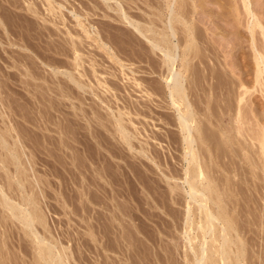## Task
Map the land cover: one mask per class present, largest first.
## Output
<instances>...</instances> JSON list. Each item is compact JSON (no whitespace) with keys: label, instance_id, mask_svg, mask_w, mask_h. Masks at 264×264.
Wrapping results in <instances>:
<instances>
[{"label":"rangeland","instance_id":"1","mask_svg":"<svg viewBox=\"0 0 264 264\" xmlns=\"http://www.w3.org/2000/svg\"><path fill=\"white\" fill-rule=\"evenodd\" d=\"M169 1L161 0L164 9ZM253 1L254 11L263 12V8H256L258 0ZM50 2L0 0V264H41L38 253L44 250H39L37 241L52 247L54 254L63 259V264H193L201 251L199 245L202 248V212L195 206L197 203L191 204L192 200L186 196L185 171L194 170L190 173V181L198 177L194 174L195 167L187 165L189 158L184 159L185 147L176 122L178 116L170 107L165 83L160 79L163 65L160 69L154 68L160 62L161 65L163 59L160 53L155 52V55L150 50L145 39L134 36L133 29L122 25L117 16L121 14L118 11L121 6L127 15L133 16V21L150 26L149 17L154 16L157 20L151 17V21L158 22L155 16L157 0H116L108 3L110 7L102 0ZM184 3H188L184 4V17L193 27L192 34L195 32L193 41L190 39L189 55H186L189 61L185 74L180 60L185 51L184 43L189 40H184L188 32L181 24L174 26L177 37L175 35L172 43L179 45L176 70L183 72L188 81L185 83L190 111L195 116L193 124L197 123L201 131L199 134L195 125L196 141L201 140L199 145L195 143L199 150L195 147L194 150L200 152L198 159L206 166L200 164V167L206 168L203 173L210 181H217L216 187L210 188L212 193L215 189L220 191L217 187L223 183L226 187L235 185L223 188L225 196H233L232 200L224 196L225 203L235 201L232 204L240 208L246 205L244 202L251 206L258 201L256 204L261 211L264 209L262 173L255 170L263 182L253 178L256 183L251 182V186L247 172H254V168H249L245 157L254 155L252 160L258 162L257 148L253 149L255 146H250L249 139L245 140V127L231 123L237 105L236 84L247 81L246 86L251 87L253 80L254 62L247 55V40L244 35L238 37L247 55L246 63L237 59L234 49L225 46L219 49L220 58H213L211 62L210 58L203 59L205 40L219 46L231 37L225 39L210 25L203 32L206 28L202 22L207 16L202 14V0ZM155 21L154 24H158L155 26L161 29L160 21ZM229 26L232 25H227L226 30L231 28ZM246 70L252 71L251 75H245ZM261 95L260 91H251L240 105L245 117L253 123H261L264 118V97ZM122 126L127 141L122 137ZM225 133L229 139L223 137ZM3 143L7 150L2 148ZM222 161H226L225 165ZM245 175L249 176L248 183ZM198 181L200 179L194 185ZM229 187L235 190V196L232 191L225 194ZM1 192L12 206L35 213V217L38 215L32 230L25 229L1 206ZM217 194H213L214 198ZM187 203L191 210L189 216H186ZM230 203L229 207L224 205L234 218L231 214L238 208ZM255 211L257 215L253 220L249 217L245 220L242 216L236 219L240 211L234 212V222H239H236L238 229L244 228L241 231L244 244L240 248L245 251L244 263L264 264V216L263 212ZM187 217L194 224L188 226ZM190 247L196 248L192 249L194 252L199 250L196 257L192 256L194 252L191 253Z\"/></svg>","mask_w":264,"mask_h":264},{"label":"bare ground","instance_id":"2","mask_svg":"<svg viewBox=\"0 0 264 264\" xmlns=\"http://www.w3.org/2000/svg\"><path fill=\"white\" fill-rule=\"evenodd\" d=\"M111 1H115L116 2V0H102V3H104V5L106 6V5H108V3L109 2H111ZM168 1V0H167ZM186 1V0H185ZM184 0H182V1H178L177 2V0H170L169 2H167L166 3V7H165V9L163 8V4L161 3V0H157V4H155L154 6L156 7L155 9L158 11V13L155 15V14H153L152 13V15H155L156 17H158V22L160 21V25H161V29H158V27H156V26H158V24L156 25V24H154V21L155 20H157V18H155L154 16V18H155V20L154 21H151V17H149L150 18V20L148 21V23L150 24V26H141L140 25V23H138L137 21H133L132 19H131V17H133L132 15H131V17L129 16V15H127L128 13H126L125 11H123L122 10V8H121V6H118L119 7V10L118 11H120V15H117V16H119L118 18H119V22H121V24L122 25H127L128 26V28H131V29H133V31H134V36H139L140 38H142L143 40L145 39V43H147V45L149 46V48H150V50L155 54V52H158V53H160L159 55L161 56V58L163 59H161L162 60V64L160 65V63L158 64L159 66H157V64H156V67H154L153 65V67L154 68H159L160 69V66H162L163 65V67H161V69L163 70L162 72H161V70H160V72H159V70L158 69H155V70H157L156 72H159V74L161 73H163L160 77H162V78H160V79H163L162 81H164V85H165V88L167 89V98H169L170 99V101H171V104H170V107H172L174 110H175V112L177 113V123H178V128H179V131H180V134H181V137H182V139L180 140L181 141V143H182V141H183V145H184V147H185V157H184V159H188L189 158V161H188V163H187V165L190 167V168H194L195 167V171H196V173H194V174H196L195 176L196 177H198L197 178V180L198 179H200V182L199 183H201V185H199V183L197 184V185H194V183H195V181H197V180H194L193 179V183L190 181V178H189V176L191 175V174H193V172H192V170L193 169H191V172H190V170L189 169H187L186 171H185V180H184V183L185 184H187L188 185V191L186 192V196H188V198L190 199V200H192L191 201V204H192V202H194V205H195V203H197L195 206H197L198 208H199V211L200 212H202L201 214V216H202V233H201V235H202V248L200 247V245H199V250H201L200 251V253H198L199 254V256H197L198 258H196V260H194V261H196V262H194L195 264H247V263H244L245 262V251L243 252L240 248H242L243 247V244L244 243H242V241L241 240H243V238L244 237H242L241 236V234H242V232L241 231H243V227H241V228H243L242 230H240V229H238V226H237V223H239V222H237V220L234 222V219H235V216L234 215H236L238 212L237 211H240V216H239V214H238V216L236 217V219L239 217V218H241V216H242V218H246V219H248V217L249 218H251L252 220L255 218V215H257V214H255L254 215V211L255 210H258L257 212H263V216H264V209L263 210H261L260 211V209H262V208H260L259 207V205H257L256 203L258 202H256L255 204H252L251 203V206H249V204H248V206H247V202H244V204L246 203V205H243V206H241L240 208H241V210H240V208H238V207H236V202L235 201H233V202H235L234 204L235 205H233L232 203V201H231V203L230 202H226L225 203V201H224V189L223 188H225L226 187V185L223 183V184H221L223 181H221V185H218V187H217V189H219V188H221L222 189V191H221V189H220V191L219 190H217L216 191V189H215V191H214V193H218L217 194V196L214 198V193H212V191L210 190V188L212 187H214L215 186V183H217V181H216V179H215V183H213V181L211 180H209L208 178H207V174L205 173H203V170L205 169L206 170V166L198 159V158H200V152L198 151L199 149L197 148L198 147V145H199V142H200V137H201V135H200V137H199V139L200 140H198L199 142H197L196 140H197V136H196V134L198 133H195L194 134V132H196L197 130L199 131V128H198V126H197V123H194L193 124V119H195V116H193V111L191 110L190 111V107H191V105H190V103L191 102H189V98H188V93H187V85H186V83L185 82H188V81H186V79L184 78V74L186 73V67H187V63H188V61H186V55H189V54H187L188 52H189V50H190V47H191V43H190V41L193 39V34L195 33L194 32V30H193V34H192V28H191V25H190V23L188 22V20L184 17V15H185V5L184 4H188V3H184L185 2ZM49 2H50V0H49ZM155 2V1H154ZM253 0H202V14H206V16H207V20L206 21H204V22H202V25L204 26V28H206L204 31H203V29L204 28H202V31L203 32H205V31H207V28H208V25H210V26H212L214 29H216V31L217 30H219L218 32L219 33H221L222 35H223V37L225 38V39H229V37H231L229 40H225V41H228L227 43H225V44H223L222 42H220L219 43V46L217 45V43H216V47L212 44V41H210V40H205L204 41V43H202L203 44V46H202V48H204L203 49V53H202V58L203 59H209L210 60V62L212 61L211 59H213V58H215V59H217V57L218 58H220L221 56H220V50L219 49H221L222 48V46H225V47H227V48H229L230 47V49H234V54H236V57H237V59L238 60H241L242 61V64L245 62L246 63V61H245V59H246V57H247V55L248 56H250L251 57V59L253 60V62L254 63H252V64H254V70H253V72L252 71H250V72H248L247 70V72L245 73V75H251V72H252V76H253V80H251L252 82L250 83V84H252L251 85V87H250V85L249 86H246V85H248L247 83V81H242V80H240V81H242V82H240L238 85L236 84V86H235V88H236V90H237V94L235 93V95H236V102H237V105H236V109L233 111L234 113V115L232 116L233 118V122H231V123H240L241 124V126H243L242 128H244L245 127V133H246V135H247V137H244V138H246L245 140H247V139H249V141H250V144H252V145H250V146H252V147H254L253 149H255V148H257V149H255L256 151H254V152H256V157H258L259 159H257V160H259L258 162H255L254 160H252V159H254V158H252V157H254V155L252 156H246L245 155V157H247V163H248V166H249V168H251L252 169V167L254 168V172H247L246 170V172L249 174V176H246L245 177V179L244 180H246V178L248 179V177L250 178L248 181H250V185L255 181V180H253V178H256V179H258V180H261L262 181V178L258 175L259 173L258 172H260V174L262 175V177H263V181H264V118H263V121H262V119H261V123H259V122H252V120H249V119H247L246 117H245V115L243 114L244 112L242 111L243 110V108L240 106L241 105V103H242V105H243V101L245 100V96H247L248 94L250 95V92L252 91H260V93H262V95L261 96H263L264 97V11L261 13L260 11H258V10H256V11H254V9L255 8H253ZM125 3V2H124ZM149 3V2H148ZM158 3H159V6H157L158 5ZM256 3V2H255ZM28 4V3H27ZM50 4H51V2H50ZM132 4V3H131ZM139 4V3H138ZM137 4V5H138ZM126 5V4H125ZM124 5V6H125ZM192 5V4H191ZM257 7L256 8H263L264 9V0H258V3H257ZM88 6V5H87ZM100 6V5H99ZM109 6V5H108ZM110 7V6H109ZM131 7V6H130ZM140 7V6H139ZM112 8V7H111ZM126 8V7H125ZM153 8V7H152ZM28 9V8H27ZM99 10V9H98ZM149 10V9H148ZM164 10H165V12L167 11V14H166V16L164 15ZM187 10V9H186ZM260 10V9H259ZM75 11V10H74ZM101 11V10H100ZM155 11V10H154ZM153 11V12H154ZM187 11H189V10H187ZM146 12V11H145ZM156 12V11H155ZM255 12H258V13H255ZM5 13V12H4ZM57 13V12H56ZM119 13V12H118ZM139 13V12H138ZM184 13V14H183ZM189 13V12H188ZM109 16V15H108ZM135 16V15H134ZM150 16V15H149ZM165 16V19L163 20L162 18ZM76 17V16H75ZM141 17V16H140ZM152 17V20L154 19ZM145 18H147V17H145ZM189 18V17H188ZM80 19V18H79ZM78 19V20H79ZM144 19V18H143ZM206 19V18H205ZM135 20V19H134ZM118 21V20H117ZM150 21H151V23H150ZM157 21H155V23H156ZM157 22V23H158ZM235 23V24H234ZM79 24V23H78ZM145 24H147V22L145 23ZM175 24H181L184 28H185V30H186V32H188L187 33V38H185L184 40L186 41V40H189V41H187V43H184V44H186V46H184L183 48H185V51H183L182 52V60H180L181 61V69H183V67H185V72H184V74L182 75V73H180L178 70H176V66H177V64H178V58H179V55L176 53V51L179 49V45L176 43H172V39L173 38H175V35H176V33H175V29H174V26H175ZM229 24H231L232 26H229V27H231V28H229V29H227L226 30V26L227 25H229ZM80 25V24H79ZM78 25V26H79ZM156 25V26H155ZM112 26H114V25H112ZM126 26V27H127ZM177 26V25H176ZM79 28H81V27H79ZM111 28V27H110ZM196 28V27H195ZM240 28H242V29H240ZM213 29V30H214ZM100 30V29H99ZM103 30V29H102ZM112 30V29H111ZM177 30V29H176ZM198 30V29H197ZM242 30V31H241ZM117 31V30H116ZM119 31V30H118ZM128 31V30H127ZM101 32V31H100ZM111 32V31H110ZM201 32V31H200ZM76 33H77V30H76ZM115 33V32H114ZM129 33V32H128ZM182 33V32H181ZM185 33V32H184ZM183 33V34H184ZM149 34V35H148ZM204 34V33H203ZM202 34V35H203ZM180 35V34H179ZM182 35V34H181ZM201 35V34H200ZM240 35H244V37L246 38V42L248 43V46H249V53H247V55L242 51V50H244V49H242L244 46L243 45H239V41H238V37L240 36ZM107 36V35H106ZM123 36V35H122ZM124 36H125V34H124ZM128 36V35H127ZM126 37V36H125ZM176 37H177V35H176ZM183 37V36H182ZM198 37V36H197ZM207 37V36H206ZM205 37V38H206ZM117 38V37H116ZM127 38V37H126ZM132 38V37H131ZM180 38V37H179ZM115 39V38H114ZM191 39V40H190ZM200 39V38H199ZM203 39V38H202ZM208 39V38H207ZM124 40V39H123ZM224 40V39H223ZM239 40H240V38H239ZM126 41V40H125ZM193 41V40H192ZM195 41V40H194ZM224 41V42H225ZM240 41H242V39L240 40ZM100 42V41H99ZM114 42H116V41H114ZM118 42V41H117ZM116 42V43H117ZM134 42V41H133ZM140 42V41H139ZM142 42V41H141ZM179 42H180V40H179ZM121 43V42H120ZM199 43V42H198ZM141 44V43H140ZM193 44V43H192ZM241 44V43H240ZM143 45V44H142ZM146 45V44H145ZM144 45V46H145ZM110 46V45H109ZM114 46V45H113ZM136 46V45H135ZM246 46V45H245ZM123 47V46H122ZM142 47V46H141ZM221 47V48H220ZM113 48V47H112ZM144 48V47H143ZM182 48V49H183ZM195 48V47H194ZM237 48V49H236ZM105 49V48H104ZM138 49V48H137ZM142 49V48H141ZM199 49V48H198ZM113 50V49H112ZM117 50V49H116ZM118 50H120V49H118ZM132 50V49H131ZM130 50V51H131ZM108 51H111V50H108ZM115 51V50H114ZM113 51V52H114ZM143 51H145V50H143ZM150 51V52H151ZM188 51V52H187ZM193 51V50H192ZM191 51V52H192ZM118 52H120V51H117V53ZM124 52V51H123ZM133 52V51H132ZM147 52V51H146ZM149 52V53H150ZM151 52V53H152ZM202 52V51H201ZM232 52V51H231ZM247 52V51H246ZM135 53V52H134ZM144 53V52H143ZM106 54V53H105ZM116 55H118V54H116ZM128 55V54H127ZM156 55V54H155ZM129 56V55H128ZM146 56V55H145ZM211 56H212V58H211ZM220 56V57H219ZM126 57V56H125ZM147 57V56H146ZM112 58V57H111ZM148 58V57H147ZM151 58V57H150ZM128 59V58H127ZM193 59V58H192ZM250 59V58H249ZM129 60V59H128ZM191 60V59H190ZM214 60V59H213ZM121 61V60H120ZM203 61V60H202ZM216 61V60H215ZM214 61V62H215ZM119 62V61H118ZM159 62V61H158ZM214 62H212V63H214ZM218 62V61H217ZM247 62H249V61H247ZM58 63V62H57ZM150 63V62H149ZM152 63V62H151ZM154 63H156L155 61H154ZM216 63V62H215ZM250 63V62H249ZM80 64V63H79ZM180 64V63H179ZM64 65V64H63ZM130 65H132V64H130ZM206 65V64H205ZM214 65V64H213ZM222 65V64H221ZM246 65V64H245ZM57 66V65H56ZM65 66V65H64ZM150 66H151V64H150ZM78 67V66H77ZM133 67V66H132ZM252 67V66H251ZM80 68H81V66H80ZM127 68V67H126ZM125 68V69H126ZM252 68V69H253ZM128 69V68H127ZM210 69V68H209ZM247 69V68H246ZM251 69V70H252ZM223 70V69H222ZM225 70V69H224ZM217 71V70H216ZM229 71V70H228ZM155 72V73H156ZM207 72H211V71H209L208 70V68H207ZM215 72V71H214ZM221 72V71H220ZM209 73H207V74H209ZM213 73V72H212ZM222 73H224V71H222ZM159 74H157V75H159ZM192 74V73H191ZM211 74V73H210ZM209 74V75H210ZM225 74V73H224ZM219 75V74H218ZM71 76V75H70ZM189 76V75H188ZM226 77V76H225ZM72 78V77H71ZM228 78V77H227ZM245 78H246V76H245ZM244 78V79H245ZM248 78V77H247ZM193 79V78H192ZM205 79H206V77H205ZM220 79V78H219ZM234 79V78H233ZM232 80V79H231ZM248 80V79H247ZM74 81V80H73ZM217 81H219V80H217ZM160 82V81H159ZM158 82V83H159ZM209 82V81H208ZM213 82V81H212ZM222 82V81H221ZM247 82V83H246ZM154 83V82H153ZM156 83V82H155ZM154 83V84H155ZM192 83V82H191ZM207 83V82H206ZM236 83V82H235ZM75 84H76V82H75ZM135 84H137V82L135 83ZM188 84V83H187ZM210 84V83H209ZM208 84V85H209ZM134 85V84H133ZM138 86H139V84H137ZM161 85V84H160ZM213 85V84H212ZM215 85V84H214ZM213 85V86H214ZM218 85V84H217ZM224 85V84H223ZM229 85H231L230 83H229ZM137 86V87H138ZM150 86V85H149ZM153 86V85H152ZM156 86V85H155ZM213 86H212V88H213ZM226 86V85H225ZM140 87H141V85H140ZM139 87V88H140ZM208 87V86H207ZM211 87V86H210ZM215 87L217 88V86L215 85ZM250 87V88H249ZM79 88H80V85H79ZM138 88V89H139ZM154 88V87H153ZM158 88V87H157ZM161 88V87H160ZM190 88V87H189ZM229 88V87H228ZM230 88H231V86H230ZM133 89V88H132ZM142 89V88H141ZM149 89H150V87H149ZM152 89V88H151ZM159 89V88H158ZM233 89V88H232ZM137 90V89H136ZM191 90V89H190ZM224 90V89H223ZM159 91V90H158ZM164 91V90H163ZM208 91V90H207ZM214 91V90H213ZM226 91V90H225ZM210 92V91H209ZM156 93V92H155ZM207 93V92H206ZM225 93V92H224ZM158 94V93H157ZM163 94H165V92L163 93ZM162 94V95H163ZM234 94V93H233ZM226 96V95H225ZM228 96H230V92H229V95ZM234 96V95H233ZM252 96V95H251ZM232 97V96H231ZM248 97V96H247ZM165 97L163 96V99H164ZM230 98V97H229ZM228 98V99H229ZM168 99V100H169ZM220 99V98H219ZM230 100V99H229ZM217 101V100H216ZM226 102V101H225ZM170 103V102H169ZM228 103V102H227ZM235 103V102H234ZM233 103V104H234ZM248 104V103H247ZM246 104V105H247ZM221 105V104H220ZM235 105V104H234ZM249 105V104H248ZM183 106V107H182ZM207 107V106H206ZM212 107H213V105H212ZM227 107V106H226ZM232 107V106H231ZM249 107V106H248ZM251 107V106H250ZM260 107V106H259ZM209 108H211V107H209ZM223 108V107H222ZM229 108V107H228ZM256 108V107H255ZM191 109H193V108H191ZM195 110V109H194ZM209 110V109H208ZM229 110V109H228ZM247 110V109H246ZM225 111V110H224ZM231 111V110H230ZM246 112V111H245ZM195 114H196V112H194ZM225 113H226V111H225ZM224 113V114H225ZM229 114V113H228ZM254 114V113H253ZM229 116H231V115H229ZM194 117V118H193ZM223 117V116H222ZM221 117V118H222ZM224 117H226L225 115H224ZM220 118V117H219ZM174 119V118H173ZM247 119V120H246ZM205 120V119H204ZM231 120V119H230ZM120 121V120H119ZM206 121H208V120H206ZM232 121V120H231ZM194 122H196V121H194ZM209 122V121H208ZM119 123H116V125H118ZM203 124V123H202ZM210 124V123H209ZM177 125V124H176ZM195 125H196V127L198 128H196L195 127ZM211 125H212V123H211ZM121 126V123H120V125H119V127ZM204 126V125H203ZM213 126V125H212ZM211 126V127H212ZM219 126H221L220 124H219ZM237 126V125H236ZM123 127L124 126H122V129L120 128V130L122 131V133H123V135L125 134V130L123 129ZM226 127V126H225ZM233 127V126H232ZM177 128V127H176ZM230 128V127H229ZM197 129V130H196ZM203 129V128H202ZM211 129V128H210ZM218 129V128H217ZM219 129H220V127H219ZM120 130H119V132H120ZM214 130H216V129H214ZM224 130H226V129H224ZM232 130H233V128H232ZM231 131V130H230ZM234 132H235V130H233ZM126 132H127V130H126ZM200 132L201 131H199V134H200ZM225 132V131H224ZM223 132V130L221 131V133L223 134L224 133ZM233 132V133H234ZM213 133V132H212ZM230 133V132H229ZM236 133H238L237 131H236ZM243 133V132H242ZM198 134V135H199ZM209 134V133H208ZM214 134V133H213ZM239 135L241 134L240 132L238 133ZM122 135V137H127L126 135H124L123 136ZM178 135H179V132H178ZM196 138H195V137ZM207 136V135H206ZM241 136L243 137V135L241 134ZM223 137H226V133H225V136H223ZM240 137V136H239ZM242 137H241V139H242ZM124 138V139H125ZM128 138V137H127ZM127 138L125 139L126 141H127ZM222 138V137H221ZM226 138H228V137H226ZM123 139V140H124ZM229 139V138H228ZM203 140V139H202ZM221 140V139H220ZM219 140V141H220ZM230 140H231V138H230ZM238 140V139H237ZM224 141V140H223ZM249 141H248V143H249ZM197 142V144L195 145V143ZM213 142V141H212ZM229 142V141H228ZM204 143V142H203ZM223 143V142H222ZM224 143H226V142H224ZM234 143V142H233ZM246 143H247V141H246ZM4 144V143H3ZM2 144V148L4 149H6L7 150V146L5 145V147H4V145ZM128 144V143H127ZM202 144V142L200 143V145ZM205 144V143H204ZM209 144V143H208ZM208 144H207V146H208ZM235 144V143H234ZM203 145V144H202ZM213 145V144H212ZM222 145V144H221ZM130 146V145H129ZM227 146V145H226ZM225 146V147H226ZM183 147V148H184ZM194 147L196 148V149H198L197 151H198V153H196V150H194ZM210 147V146H209ZM213 147V146H212ZM246 148L248 147V146H245ZM1 148V149H2ZM229 148H231V147H229ZM243 148H244V146H243ZM251 148V147H250ZM9 149V148H8ZM210 149V148H209ZM209 149H207V150H209ZM223 149V148H222ZM234 149V148H233ZM249 149V148H248ZM184 150V149H183ZM219 150H220V148H219ZM229 150V149H228ZM246 150V149H245ZM225 151V150H224ZM238 151V150H237ZM10 152H12V151H10ZM215 152V151H214ZM239 152V151H238ZM246 153L248 152V150H246L245 151ZM206 153V152H205ZM251 153H252V151H251ZM11 154V153H10ZM202 154H203V152H202ZM207 154V153H206ZM239 154V153H238ZM249 154V152L247 153V155ZM214 155V154H213ZM212 155V156H213ZM218 155V154H217ZM219 155H220V153H219ZM223 155V154H222ZM221 155V156H222ZM250 155V154H249ZM258 155V156H257ZM12 156H13V158H14V154H12ZM199 156V157H198ZM211 156V157H212ZM235 156V155H234ZM238 156V155H237ZM208 157H210V156H208ZM244 157V158H245ZM12 158V159H13ZM205 158V157H204ZM225 158H227V157H225ZM249 158V159H248ZM15 159H17V161H18V158H16V156H15V158H14V160ZM202 160H203V158H201ZM223 159H224V157H223ZM185 160V161H186ZM199 160V161H198ZM212 160V159H211ZM243 160V159H242ZM256 160V161H257ZM17 161H16V163H17ZM221 161V160H220ZM254 161V162H253ZM213 162V161H212ZM224 162H226V161H224ZM223 161H222V165H223V163H224ZM234 162V161H233ZM242 162V161H241ZM208 163V162H207ZM206 163V164H207ZM237 163V162H236ZM258 163V164H257ZM200 164H201V166H205V167H203L204 169H202V167H200ZM213 164V163H212ZM240 164V163H239ZM246 164V163H245ZM214 165V164H213ZM222 165H220L222 168H223V166ZM224 165H225V163H224ZM16 166V165H15ZM192 166V167H191ZM231 166V165H230ZM239 166H241V165H239ZM188 167V168H189ZM225 167V166H224ZM220 168V167H219ZM226 168V167H225ZM232 168V167H231ZM240 168V167H239ZM209 169V168H208ZM216 169V168H215ZM227 169V168H226ZM259 170L257 173H256V171L255 170ZM232 170H234V168L232 169ZM238 170V169H237ZM194 171V170H193ZM219 171H220V169H219ZM224 171H226L227 172V170H225L224 169ZM240 171V170H239ZM249 171H251V170H249ZM253 171V170H252ZM206 172V171H205ZM214 172H216V171H214ZM191 173V174H190ZM238 173V172H237ZM240 173V172H239ZM238 173V174H239ZM246 173V174H247ZM223 174V173H222ZM210 175V174H209ZM219 175V174H218ZM234 175V174H233ZM234 176H236V175H234ZM242 176V175H241ZM192 177V176H191ZM194 177V176H193ZM210 177V176H209ZM214 177V176H213ZM233 177V176H232ZM195 178V177H194ZM215 178V177H214ZM218 178H219V176H218ZM221 178V177H220ZM244 178V177H243ZM169 179V178H168ZM192 179V178H191ZM213 179V178H212ZM222 179V178H221ZM23 180H25V179H23ZM222 180H226V179H222ZM235 180V179H234ZM218 181H219V179H218ZM240 181H241V179H240ZM248 181L246 180V182L248 183ZM262 181V182H263ZM212 182V183H211ZM227 182V181H226ZM225 182V183H226ZM230 182V181H229ZM235 182V181H234ZM252 182V183H251ZM197 183V182H196ZM231 183V182H230ZM237 183V182H236ZM241 183V182H240ZM245 183V182H244ZM255 183H256V181H255ZM264 183V182H263ZM210 184L212 185V186H210ZM227 184V183H226ZM233 184V183H232ZM214 185V186H213ZM223 185V186H222ZM225 185V186H224ZM234 185V184H233ZM232 185V186H233ZM237 185V184H236ZM239 185V184H238ZM237 185V186H238ZM200 186H202L201 188H199ZM219 186H221V187H219ZM228 186H230V185H227V187ZM232 186H230V187H232ZM235 186V185H234ZM236 186V187H237ZM239 186H241V185H239ZM252 186V185H251ZM216 187V186H215ZM226 187V188H227ZM229 187V188H230ZM254 187H255V185H254ZM258 187V186H257ZM260 187V186H259ZM258 187V188H259ZM262 187V186H261ZM174 188V187H173ZM176 188V187H175ZM225 188V189H226ZM246 188H247V186H246ZM172 189V188H171ZM236 189V188H235ZM239 189H240V187H239ZM238 189V191H240ZM245 189V188H244ZM257 189V188H256ZM23 190V189H22ZM177 190V189H176ZM175 190V191H176ZM213 190V189H212ZM224 190V191H223ZM210 191H211V193H210ZM228 191H230V192H228ZM231 188H230V190H226V193L225 194H229V193H231ZM235 191V190H234ZM234 191H232V193H233V195L235 196V194H234ZM237 191V193H239ZM171 192H173L172 190H171ZM245 192V191H244ZM255 192V191H254ZM236 193V192H235ZM250 193H251V190H250ZM256 193V192H255ZM1 194H2V192H1ZM213 195V197H211V195ZM240 194V193H239ZM243 194H245V193H243ZM252 194V193H251ZM232 194H230V196H231ZM258 195V194H257ZM229 195H227V196H225L226 197V200L228 199L227 197H228ZM229 196V198L232 200V197H230ZM236 196H237V194H236ZM241 196V195H240ZM240 196H239V198H240ZM244 196V195H243ZM247 196V195H246ZM254 196V195H253ZM7 196L5 195L4 196V194H2V199L5 201H3L2 200V204H1V206L3 205L4 206V208H6L5 210H8V212H10L11 213V217H14L16 220H18V221H20V223L25 227V229H31L32 230V225H33V223H35L34 221H35V219L37 218V216L35 217L34 215H35V213H29L28 211H26V210H21V209H19V207H15L14 206V204H13V206L11 205V202L9 203V202H7L6 201V198ZM248 197V196H247ZM224 198V199H223ZM238 198V199H239ZM251 198H253V197H251ZM257 198V197H256ZM229 199V200H230ZM235 198H233V200H234ZM241 199V198H240ZM243 199V198H242ZM244 199H247V198H244ZM261 199V198H260ZM26 200V199H25ZM254 200V199H253ZM1 201V200H0ZM31 201V200H30ZM224 203H223V202ZM237 201V200H236ZM245 201V200H244ZM4 202V203H3ZM25 202V201H24ZM187 202V201H186ZM190 202V201H189ZM188 202V203H189ZM239 202V200L237 201V203ZM187 203V204H188ZM223 203V204H222ZM229 203L230 204H232V205H230V206H235V208L237 209V211L236 210H234V212L236 213V214H234V212L231 214V215H233V217L234 218H232V216H230V213H228V210L226 211V206L224 205V204H228V206L227 207H229ZM241 202H239V204H240ZM239 204H238V206H239ZM243 204V203H242ZM242 204H240V205H242ZM24 205H25V203H24ZM18 206V205H17ZM20 206V205H19ZM246 206V207H245ZM188 207H189V204L187 205V209H188ZM233 207H230V208H233ZM227 209H229V208H227ZM197 210V209H196ZM195 210V211H196ZM187 211V210H186ZM190 207H189V209H188V213H186V216H189V213H190ZM246 211V212H245ZM250 211H252V212H250ZM34 212V211H33ZM192 212H193V210H192ZM197 212V211H196ZM230 212H232V209L230 210ZM244 214H243V213ZM256 212V211H255ZM252 213V214H251ZM259 214V213H258ZM245 215H246V217H245ZM260 215V214H259ZM262 216V217H263ZM199 217H200V214H199ZM261 217V218H262ZM193 218V217H192ZM257 218H258V216H257ZM245 219V220H246ZM263 219H264V217H263ZM3 220H4V218H3ZM37 220H38V218H37ZM39 220L41 221V219L39 218ZM43 220V219H42ZM189 220V221H188ZM40 221H38V222H40ZM188 221V222H187ZM194 221V220H193ZM37 222V223H38ZM237 222V223H236ZM242 222V221H241ZM246 222V221H245ZM41 223H43V221H41ZM193 223V222H192ZM191 221H190V219L187 217V219H186V224H188V226H190L191 224ZM44 224V223H43ZM194 224V223H193ZM196 224V223H195ZM243 224V223H242ZM42 225V224H41ZM241 226V225H240ZM186 227V226H185ZM192 227V226H191ZM195 227V226H194ZM186 228H188V227H186ZM198 229V228H197ZM199 229H201V228H199ZM247 229V228H246ZM245 231V230H244ZM186 232V231H185ZM188 232V231H187ZM199 232V231H198ZM201 232V231H200ZM248 232H250V231H248ZM35 233V232H34ZM244 233V232H243ZM245 233H247V230H246V232ZM27 234V233H26ZM36 234V233H35ZM248 234V233H247ZM259 235V234H258ZM247 236V235H246ZM34 237H36V236H34ZM37 238H39V237H37ZM37 238H35V240L37 239ZM201 238V237H200ZM242 238V239H241ZM193 239V238H192ZM187 240V239H186ZM246 240V239H245ZM188 241V243L189 244H191L192 245V243H190L189 242V240H187ZM191 241V240H190ZM200 241H201V239H200ZM38 242V246H40V248H39V250L41 249H43L44 251L43 252H41L40 251V253H38V258L37 259H39L40 258V262L42 261V263L43 264H63V262H62V258L60 257V256H58V255H56V254H54V252H53V248L52 247H50V246H48V244H43V242L42 241H37ZM195 242V241H194ZM193 242V243H194ZM45 243V242H44ZM43 245H45V246H43ZM245 246V245H244ZM194 248V250L196 249L195 247H193ZM192 247H190V250H191V253L192 252H194L192 249H193ZM199 250H197L198 252H199ZM197 251L196 252H194V254L192 255L193 257L195 256L196 257V255H198L197 254ZM46 253L47 255H43L42 253ZM143 252V251H142ZM190 252V251H189ZM60 253V252H59ZM185 253V252H184ZM187 254H189L188 252H187ZM196 254V255H195ZM138 255V254H137ZM140 255V254H139ZM44 256V257H43ZM63 256V255H62ZM247 256V255H246ZM190 257V256H189ZM186 258H188V257H185V259ZM264 258V257H263ZM146 259V258H145ZM189 259V258H188ZM193 259V258H192ZM187 260V259H186ZM190 260V259H189ZM147 261V260H146ZM193 261V260H192ZM191 261V262H192ZM36 262H37V260H36ZM190 262V261H189ZM247 262V261H246ZM41 263V264H42ZM193 263V264H194ZM191 264V263H190Z\"/></svg>","mask_w":264,"mask_h":264}]
</instances>
